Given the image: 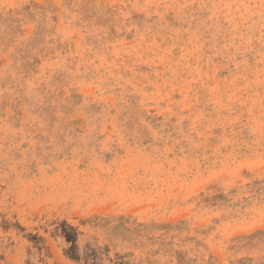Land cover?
I'll return each mask as SVG.
<instances>
[{
  "label": "rangeland",
  "instance_id": "rangeland-1",
  "mask_svg": "<svg viewBox=\"0 0 264 264\" xmlns=\"http://www.w3.org/2000/svg\"><path fill=\"white\" fill-rule=\"evenodd\" d=\"M0 264H264V0H0Z\"/></svg>",
  "mask_w": 264,
  "mask_h": 264
}]
</instances>
